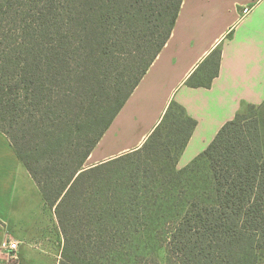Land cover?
Wrapping results in <instances>:
<instances>
[{"label":"trees","instance_id":"1","mask_svg":"<svg viewBox=\"0 0 264 264\" xmlns=\"http://www.w3.org/2000/svg\"><path fill=\"white\" fill-rule=\"evenodd\" d=\"M181 2L0 0V132L54 209L57 264H159L157 248L165 264H264V131L240 114L256 105L183 167L197 122L174 100L139 148L84 167ZM220 58L185 84L209 87Z\"/></svg>","mask_w":264,"mask_h":264},{"label":"crops","instance_id":"2","mask_svg":"<svg viewBox=\"0 0 264 264\" xmlns=\"http://www.w3.org/2000/svg\"><path fill=\"white\" fill-rule=\"evenodd\" d=\"M245 4L255 8L251 15L241 17L240 7ZM218 45L219 72L211 85L185 84ZM172 100L197 122L178 167L203 151L243 105L263 103L264 0H182L168 40L84 164L90 167L141 146ZM125 124L131 127L123 129ZM113 137L124 142L101 152V140ZM31 187L39 192L0 132V264H45L51 260L47 257L51 251L41 242L46 233L45 203L43 198L35 203L37 214L33 213L28 198ZM7 234L21 241L15 256L4 246Z\"/></svg>","mask_w":264,"mask_h":264},{"label":"rangeland","instance_id":"3","mask_svg":"<svg viewBox=\"0 0 264 264\" xmlns=\"http://www.w3.org/2000/svg\"><path fill=\"white\" fill-rule=\"evenodd\" d=\"M240 114H242L246 118V120H256L257 123L259 124V127H262V130L264 131V102L262 104H259V105L253 106V107L244 106L242 108ZM115 125L116 124H114L113 127H115ZM130 127H131V125H128V124L122 125L123 129H127ZM119 138L120 137H118V138L113 137V138H105V140H101L102 143L100 146H98L99 150H101V152H104L105 150H108L110 145H112V144H114L115 146L120 145L121 143L124 142V140L119 139ZM139 147H137V148H139ZM137 148H135V149H137ZM135 149L129 150V151L124 152L120 155L131 152ZM120 155H117L115 157H118ZM85 166L87 167V165L84 164V167ZM39 192L32 189V187H31L29 194H28V198H29V202H30V209L34 210V212H33L34 214H37V211L34 208L35 203H37L38 201H41L43 198L41 192L40 193ZM43 210H45L46 233L44 235L45 237H43L44 240H41V242L43 244H45L46 248L51 251V253L47 254V257L51 260H49L48 262H45V264H57L56 261L58 260L59 255H60V250H61L60 248L62 245V237H61V234L59 232L58 225H57L53 210L49 206H47L46 203L43 206ZM156 255H157V260H158L159 264H165V249L164 248H157Z\"/></svg>","mask_w":264,"mask_h":264},{"label":"built area","instance_id":"4","mask_svg":"<svg viewBox=\"0 0 264 264\" xmlns=\"http://www.w3.org/2000/svg\"><path fill=\"white\" fill-rule=\"evenodd\" d=\"M254 5H242L240 7V15L241 17H246L249 16L253 13L254 11ZM21 243V241L14 237L13 235H6L4 237V246L5 248L9 251L10 256H15L16 255V251L19 247V244Z\"/></svg>","mask_w":264,"mask_h":264}]
</instances>
